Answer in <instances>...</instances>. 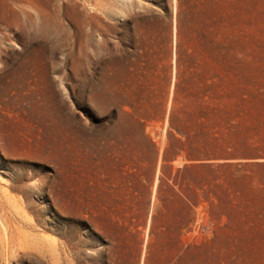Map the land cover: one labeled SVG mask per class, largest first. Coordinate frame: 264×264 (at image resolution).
Masks as SVG:
<instances>
[{
  "label": "rangeland",
  "instance_id": "1",
  "mask_svg": "<svg viewBox=\"0 0 264 264\" xmlns=\"http://www.w3.org/2000/svg\"><path fill=\"white\" fill-rule=\"evenodd\" d=\"M4 84L43 90L0 120V264H264V158L213 155L264 145V0H0Z\"/></svg>",
  "mask_w": 264,
  "mask_h": 264
},
{
  "label": "bare ground",
  "instance_id": "2",
  "mask_svg": "<svg viewBox=\"0 0 264 264\" xmlns=\"http://www.w3.org/2000/svg\"><path fill=\"white\" fill-rule=\"evenodd\" d=\"M44 21H47V19L45 18ZM47 33L49 34L48 30H45V34H47ZM3 72H4V70H3ZM41 90H43V89H37V88L36 89L35 88L29 89V87L26 88V86L25 87L23 86L21 88H16L15 86H11L9 84H4L2 87H0V120L4 119V118H11L14 114L18 115L21 113H25V111L27 110V107H26V105H22V102L28 100V98L33 96L35 93L41 92ZM23 92H26V93L24 95H22ZM48 102H50V101L47 100V104H48ZM48 106H49V104H48ZM41 108H42V106H41ZM49 108H50V106L47 107V109H49ZM45 112H46V110H45ZM52 112H55V111H52ZM34 114H35V112H34ZM44 120H45L44 118H42V119L40 118V119H38V123H40L41 125H42V123L44 124L43 127H45V131L47 132L46 133L47 135L44 139L43 138H36L38 141V145L36 147L39 149V152L36 155L34 153L35 156L33 158L34 159H40V161H41V159L45 158L44 154L46 152H48V151L51 152L53 160H55V162L60 166V172H59V176L57 178L58 180H57V184H56V189H57L59 196H61V197L63 196V198H65L63 205L67 206V208H68L69 207L68 205H70L73 202L72 201V198H73L72 174H73V161H74L73 160V154H74L73 148H74V142H75L74 140L75 139H74L71 127L67 126L65 128H61L59 126V123L57 121V117L55 114L52 115L49 119L45 120L48 122V125H46V126H45ZM43 127H41V128L43 129ZM10 137L8 135L1 134L0 135V141L3 142L4 148H6V150L9 151V155L12 158H15V159L21 158L22 154H20V152H19L20 147H21L19 144L20 142L18 143V141H16L15 138H12V137L10 138ZM84 145H85V143H84ZM32 146H33V144H32ZM34 146H35V144H34ZM76 146H78V145H76ZM46 155L47 154H45V156ZM48 160H49V158H48ZM11 188L14 190H18V191L21 190L19 187V181L13 180V182L11 184ZM8 232H9V227L7 226L6 222L0 218V235H1V238L3 241L5 240V237L8 236ZM9 243H10V241H9ZM9 243L4 242V249H5V252L10 255V251L14 248H11L10 247L11 245H9ZM12 255H14V253Z\"/></svg>",
  "mask_w": 264,
  "mask_h": 264
},
{
  "label": "trees",
  "instance_id": "3",
  "mask_svg": "<svg viewBox=\"0 0 264 264\" xmlns=\"http://www.w3.org/2000/svg\"><path fill=\"white\" fill-rule=\"evenodd\" d=\"M214 157L220 159L241 158L258 159L264 158V145L253 146L250 144H226L222 143L213 152Z\"/></svg>",
  "mask_w": 264,
  "mask_h": 264
}]
</instances>
